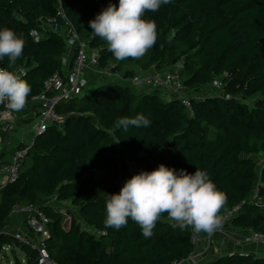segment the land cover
<instances>
[{
    "label": "trees",
    "instance_id": "1",
    "mask_svg": "<svg viewBox=\"0 0 264 264\" xmlns=\"http://www.w3.org/2000/svg\"><path fill=\"white\" fill-rule=\"evenodd\" d=\"M109 3L119 6V0H0V30L9 28L25 38L22 57L11 68L5 57L0 68H26L22 79L31 86L27 102L61 70L67 27L97 51L99 70L130 78L137 73L134 66L140 72L178 66L180 79L197 97L188 109L177 98L162 100L159 89L149 92V87L115 82L96 84L60 102L57 110L64 122L34 136L18 176L0 188V251L9 245L13 264H23L15 248L25 264H36V250L3 232L14 205H35L49 220L45 244L57 264H172L186 259L195 249L190 239L194 228L175 227L167 213L147 239L131 218L119 230L104 225L108 196L118 194L134 175L161 164L177 173L206 170L227 197L219 214L238 207L229 224L264 235V164L258 169L253 157L264 154V0H172L143 17L157 24L156 44L139 60L123 61L89 26ZM60 8L65 19L57 16ZM56 16L61 33L42 25L43 19ZM33 31L43 36L35 40ZM214 78L223 84L222 95L205 89ZM138 114L150 126L125 130L117 123ZM3 158L0 152V166ZM255 188L256 198L247 201ZM53 197L77 208L78 217L72 207L66 209L67 228L64 213L46 203ZM206 264H264V255L234 251Z\"/></svg>",
    "mask_w": 264,
    "mask_h": 264
},
{
    "label": "clouds",
    "instance_id": "2",
    "mask_svg": "<svg viewBox=\"0 0 264 264\" xmlns=\"http://www.w3.org/2000/svg\"><path fill=\"white\" fill-rule=\"evenodd\" d=\"M172 0H119V6L109 3L89 22L92 32L107 42L108 51L117 60H139L157 42V24L144 19L146 12H156ZM25 38L14 30H0V61L8 58L9 68L23 55ZM23 72L0 68V104L12 111L23 110L31 93V86L22 79ZM117 123L128 127H148L151 121L143 114L123 117ZM227 202L206 170L199 168L192 174L161 164L151 172H141L127 180L118 194H110L106 202L105 228L119 230L131 218L139 225L147 239L162 214L175 222L181 230L191 226L209 236L222 227L221 209Z\"/></svg>",
    "mask_w": 264,
    "mask_h": 264
},
{
    "label": "built area",
    "instance_id": "3",
    "mask_svg": "<svg viewBox=\"0 0 264 264\" xmlns=\"http://www.w3.org/2000/svg\"><path fill=\"white\" fill-rule=\"evenodd\" d=\"M57 16L65 19L64 12L61 8L58 10ZM57 16L43 19V27L50 31L61 33L62 27L57 23ZM65 32L67 33V35L65 34L67 48L61 58V70L54 71L49 78L44 81L42 92L32 96L30 100L36 105V110L33 116V125L36 134L44 131L48 126L54 124L61 125L64 122L65 115L57 110V105L62 101L83 94V91L88 84V79L85 76V70L88 63L93 65H96L97 63V51L94 50V52L91 53L92 51L89 50L87 43L80 41L77 33L69 29V27L66 28ZM32 35L35 40H38L43 36V34L37 31H33ZM13 71L17 73H26V68L19 66ZM129 80V85L138 89L149 87L151 89L165 90L167 95L177 98L184 106L191 109V100L193 96L188 92L183 81L180 79L178 66L173 67L172 69L168 68L166 71L137 72L130 77ZM211 87L219 90L223 87V84L219 79L214 78L211 81ZM224 96L226 98L229 97L228 95ZM18 112L19 111L10 110L6 106V103L4 104V107L0 109V133L7 130L8 126L5 122L12 120ZM31 145L32 143L21 145L19 147L17 146L14 149L12 157L1 165L0 173L5 175L6 183L14 181L18 176L23 158ZM256 196L257 189L255 188L247 201L252 202ZM237 208L238 207H235L219 214L223 220L222 227L217 229L214 234L225 233L226 226L230 223ZM19 213H24L26 215L27 226L38 236V238L31 239L20 233H12L11 236L16 241L28 244L32 249L36 250V264H57L50 256L45 244V238L49 236V220L46 215L35 205H27L24 207L14 205L11 208L10 215ZM210 237L211 236L208 234L204 237H200L196 231L193 230L190 239L195 246V249L186 259L174 261L172 264H183L186 261L193 262L197 255L196 247L200 245L201 242L208 241ZM244 242L264 243V235L260 232L251 230L250 234L244 237ZM8 247L11 246L7 245L3 249Z\"/></svg>",
    "mask_w": 264,
    "mask_h": 264
},
{
    "label": "crops",
    "instance_id": "4",
    "mask_svg": "<svg viewBox=\"0 0 264 264\" xmlns=\"http://www.w3.org/2000/svg\"><path fill=\"white\" fill-rule=\"evenodd\" d=\"M132 70L135 72H140L138 66L132 67ZM87 76L86 78L89 80V77L94 78L96 83H120L123 85H129V78H125L123 74L120 72L99 70L95 65L88 63V66L85 70ZM148 71H154L153 69H149ZM147 71V72H148ZM89 83V81H88ZM95 83V84H96ZM211 89V87H209ZM145 89V88H142ZM204 89V87H202ZM146 90H149L146 88ZM207 90V89H206ZM205 91V89H204ZM151 92V91H149ZM163 93V91H157ZM167 96V95H166ZM36 110L35 103L28 101L23 110H20L16 113L15 117L6 121L5 124L8 126L6 131L0 133V152L4 153L3 160L8 161L14 152V149L18 145L31 144L33 142L35 136V129L33 125V116ZM1 167V166H0ZM6 183L5 175L0 173V184L1 186ZM54 202V204L52 203ZM46 203L50 204L56 210H59L63 213L62 209L56 199L50 198L46 200ZM64 203V202H60ZM73 208V207H72ZM77 210V208H76ZM68 216V214H64V219ZM76 216L78 217V211H76ZM70 221V219H69ZM65 223V221H64ZM69 226L65 225L67 228ZM3 231L10 235L12 233H20L28 238L37 239L38 236L33 233L26 224V215L24 213L9 215L5 222V227ZM251 232L250 229H244L240 227H234L232 225H227L224 234H212L208 241L201 242L200 245L196 247V257L193 262L186 261L183 264H206L211 259L218 257L222 254L231 253L234 251L237 252H248L256 255H264V243L263 242H255V243H245L244 237L249 235ZM24 260V257H23ZM25 264V261L23 262Z\"/></svg>",
    "mask_w": 264,
    "mask_h": 264
},
{
    "label": "rangeland",
    "instance_id": "5",
    "mask_svg": "<svg viewBox=\"0 0 264 264\" xmlns=\"http://www.w3.org/2000/svg\"><path fill=\"white\" fill-rule=\"evenodd\" d=\"M94 52V51H93ZM93 52H91V53H93ZM110 72H111V70H109ZM148 72H150V71H148ZM87 71H86V73H85V75L87 76ZM88 77V76H87ZM89 83L87 84V86L85 87V89H84V91H83V93H87V92H89V90H91L96 84H98V83H96V81L94 80V78H92V77H89ZM96 83V84H95ZM210 85H211V83H210ZM210 87V86H209ZM209 87H206L205 89H207V92L208 93H210L211 91L213 92V93H216V94H219V95H222L223 93H224V90H223V87L221 88V89H219V90H216V89H214V88H209ZM153 90L154 89H151V90H148V91H151V92H153ZM158 91H163V92H165V90H158ZM156 94H158L159 96H160V98L162 99V100H168L169 98H170V96L169 95H167V92H165L164 94H166V95H162L163 93H160V92H157ZM193 97H197V95H194V94H192V93H190ZM257 96H254V97H252V98H250L248 101L250 102V101H253V99H255ZM238 98H241V96H240V94H238ZM251 103V102H250ZM254 157V159L256 160V164H257V167H258V169H260L262 166H263V164H264V154H258V155H254L253 156ZM131 168H132V170H133V167H132V164H130L129 165ZM53 204H54V202H52ZM59 204H57V205H59L60 206V209H62V211H63V213L65 214V211H66V209L68 208V207H72L71 206V204L68 202V201H66V202H64V203H60V202H58ZM73 209V212L75 211H77L76 210V208L75 207H73L72 208ZM74 212V213H75ZM69 216V215H68ZM69 217H67L66 216V218L64 219V221H65V225H68V223H69ZM13 253H11V247H8V248H5V249H3L2 251H0V264H13V262H14V257H13V255H12ZM16 257H18V259H20L21 260V262L23 261L24 262V260H23V253L22 252H20L19 251V249H17V248H15V254H14Z\"/></svg>",
    "mask_w": 264,
    "mask_h": 264
}]
</instances>
